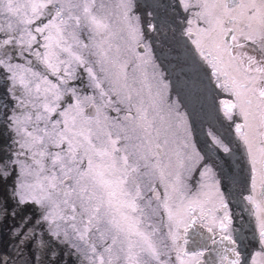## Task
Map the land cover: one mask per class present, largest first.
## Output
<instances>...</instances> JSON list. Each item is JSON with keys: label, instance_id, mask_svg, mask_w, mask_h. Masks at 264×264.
<instances>
[{"label": "snow or ice", "instance_id": "snow-or-ice-1", "mask_svg": "<svg viewBox=\"0 0 264 264\" xmlns=\"http://www.w3.org/2000/svg\"><path fill=\"white\" fill-rule=\"evenodd\" d=\"M0 264H264V0H0Z\"/></svg>", "mask_w": 264, "mask_h": 264}]
</instances>
